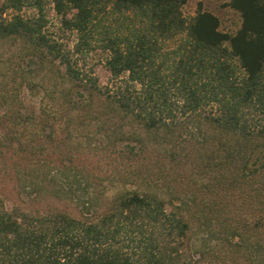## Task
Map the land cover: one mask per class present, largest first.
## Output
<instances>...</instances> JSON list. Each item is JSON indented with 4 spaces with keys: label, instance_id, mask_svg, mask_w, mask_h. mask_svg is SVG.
Returning a JSON list of instances; mask_svg holds the SVG:
<instances>
[{
    "label": "trees",
    "instance_id": "trees-1",
    "mask_svg": "<svg viewBox=\"0 0 264 264\" xmlns=\"http://www.w3.org/2000/svg\"><path fill=\"white\" fill-rule=\"evenodd\" d=\"M186 1L0 0V264H264V0Z\"/></svg>",
    "mask_w": 264,
    "mask_h": 264
},
{
    "label": "rangeland",
    "instance_id": "rangeland-1",
    "mask_svg": "<svg viewBox=\"0 0 264 264\" xmlns=\"http://www.w3.org/2000/svg\"><path fill=\"white\" fill-rule=\"evenodd\" d=\"M201 1L203 6L212 10L214 13H216L220 18V27L223 29H234L238 23H239V16L237 11H235L233 8L229 7L225 4V1L227 0H187L184 5L182 6L183 12L186 15L192 14L195 12V9L197 7V2ZM26 11L29 10L28 8H23ZM48 17H49V28L50 29H56V26L58 24V17L55 14L54 10L48 6L47 9ZM92 61H94V70L96 74L98 75V78L101 82H106L108 79V70L103 65L102 61H99L94 58ZM22 97L25 100L26 103H38V97L33 96L31 97L27 91V89H23L22 91ZM0 190L3 191L6 195L9 197L13 196V190L12 189V182L10 179H8L7 176L0 173Z\"/></svg>",
    "mask_w": 264,
    "mask_h": 264
}]
</instances>
